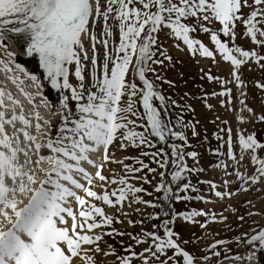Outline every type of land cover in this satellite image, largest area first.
<instances>
[{"label": "snow or ice", "instance_id": "1", "mask_svg": "<svg viewBox=\"0 0 264 264\" xmlns=\"http://www.w3.org/2000/svg\"><path fill=\"white\" fill-rule=\"evenodd\" d=\"M245 7L250 9L247 15L243 12ZM110 19L118 21L115 25L119 32L118 42L113 40ZM101 20V36L106 37L103 39L95 32ZM216 22L221 26L218 30L208 26ZM237 22L244 26V36L258 47H264V0H103V3L102 0H0V50L9 58L8 62L0 60V71L12 73L7 78L19 86L24 81L10 66L16 56L11 49L19 48L21 54L38 59L42 78L59 93V107L52 116L60 117L55 134H52L45 130V126L53 127L51 120L44 119L38 110L25 115L20 101L0 88V264H105L101 257L108 256L114 257L112 264H136L137 260L140 264H199L197 256L178 242L177 233L170 225L179 218L195 222L196 217L208 216L199 210L190 213L175 210V203L202 199L187 193L197 192L189 176L203 169L186 163V157L197 158L196 152L184 151L188 136L177 129V125L180 129L186 128L187 122L182 117L177 125L171 122L168 99L148 74L162 79L153 65L164 63L160 56L171 60L160 43L163 33L181 41L193 55L198 53L218 63V53L223 61L233 66L232 76L238 82L237 87H242L243 81L237 74L241 66L250 60L259 64L264 61V55L235 44ZM198 32L209 34L214 50L195 38L193 34ZM221 35L228 39L222 40ZM86 39L92 45L91 57L85 46ZM97 43L105 49L102 61L98 59ZM14 67L36 85L42 105L51 109L53 105L43 96L41 76L26 72L19 63ZM70 78L77 83L73 84ZM208 79L219 80L211 75ZM257 87L264 89V84L258 83ZM20 90L23 93V89ZM23 94L37 109L35 97ZM218 95L227 96V102L231 103L230 89ZM6 101L13 105L10 117L6 115ZM171 103L176 104L175 101ZM240 104L244 106L242 110L264 122V115L256 117L244 100ZM238 119L245 122L243 116ZM16 123L21 127L17 129ZM9 125L13 129L11 134L6 127ZM33 127L37 135L30 131ZM227 131L228 139L224 142L227 152L222 155L240 164L244 155L250 154L258 173L245 176L236 171L234 175L245 183H260L264 178V157L257 153L264 149V143L254 134L245 136L238 132V158L234 153L231 129ZM196 134L193 129L192 135ZM157 145L161 147L151 155L153 162L164 170L158 173L160 181L154 189L162 196L158 202L144 200L138 194L147 190L129 183V176L150 182L134 176L148 168L143 161L137 160L140 168L124 165L129 176L114 173L110 179L102 174L105 163L123 164L115 159L113 146L124 149L128 146L157 148ZM44 149L47 155L43 154ZM170 167L174 170L169 179ZM217 167L226 170L227 164L221 162ZM149 171L155 173L157 169L149 168ZM96 180L104 182L99 185L102 193L93 190ZM107 184L118 187L109 192ZM211 188L215 190L216 185L211 184ZM231 195L229 191H215V196L221 200ZM126 202L129 207L136 203L160 209L162 215L149 214V218L162 221L154 228H162L163 234L142 230L133 235L116 229L96 233V229L123 222L109 215L103 206L126 216L123 212ZM128 223L134 226L137 222L129 220ZM138 223L142 225L144 221ZM114 234L128 235L135 245H128L123 252L117 251L104 241V235ZM245 235L241 234L237 240L245 249L244 253L229 255L231 250L226 249L224 258L236 264H264V229L246 239ZM226 243L221 240L211 248L215 250ZM144 244L148 246L142 251L135 250ZM213 255L221 257L222 252L215 250Z\"/></svg>", "mask_w": 264, "mask_h": 264}, {"label": "rangeland", "instance_id": "2", "mask_svg": "<svg viewBox=\"0 0 264 264\" xmlns=\"http://www.w3.org/2000/svg\"><path fill=\"white\" fill-rule=\"evenodd\" d=\"M247 9L245 7L243 10L246 11ZM108 23L113 26V40L118 42L119 32L118 27L115 26L118 21L110 19ZM216 23H214L213 29L217 28L215 30H218L221 26ZM237 24L235 44L241 46L244 50H256L260 55H264V47H258L252 43L250 38L244 36V26L239 24V22ZM95 32L98 38H106L101 36L103 32L102 20L98 22ZM196 34H203L202 32L194 33L193 35L197 39H203V37H197ZM221 39L227 40L228 38L225 39L221 35ZM111 43L112 41H110V45ZM160 43L163 45V51L171 57V60L169 61L164 59V56H160L159 58L164 60V63L162 65H153L156 73L162 79H155L153 73H149L148 76L154 79L157 89L167 97L171 122L177 125V121L181 117L187 122L186 128L180 129L179 125H177V129L183 130L188 136V146L184 148V151L196 152L197 158L193 160L191 157H186V163L190 167L203 169V171H197L189 176L191 183L196 186L197 192L187 193L189 196L202 197V199H191L175 203V210L179 213H190L193 210L208 213L207 217L194 218L195 222H186L179 218L170 227L177 233L176 239L181 243V246L197 256L199 264H220L227 260L224 258L226 249L231 250L229 255L244 253L245 249L237 243V240L241 238V234H246L244 237L246 239L256 234L260 229H264V178H261L260 183L252 184L251 182L245 183L234 175L236 171L245 176L258 175L255 171L256 166L251 162L250 154L246 153L244 160L240 164H237L226 155H222V153L227 152V145L224 142L228 139V129H231L232 140L235 145L234 153L238 158L240 156L237 140L238 132L244 131L245 136L254 134L259 142L264 143V122L259 121L246 110H242L244 106L240 104V101L244 100L247 107L253 109L256 117L264 115V89L257 87L258 83L264 84V67H262L264 61L258 64L255 60H250L242 65L237 74L240 75L241 81L244 82L242 87H237V82H232L235 79L232 76L233 66L230 62L223 61L218 53L216 54L218 63L211 58L202 57L198 53L193 55L181 41H175L163 33L160 34ZM177 44H179V47H176ZM85 46L88 49V55L91 57L92 45L87 39L85 40ZM206 46L210 50H214V45H209L208 41H206ZM96 48L98 49V59L102 61L105 49L99 43L96 44ZM109 51H111V47ZM23 56L27 57L26 55ZM16 58L20 64L41 76L45 84V93L50 95L51 104L56 109L59 93L51 89L48 81L42 78V70L38 68V59H22L18 55L15 56ZM0 60L6 62L9 60L3 50H0ZM90 68L91 65L89 63L88 69ZM209 75L218 77L219 80L209 81ZM70 79L73 84L77 83L74 78ZM167 81H170L171 84L167 83ZM224 81H228V83H223ZM254 81L255 84L253 83ZM228 89L231 90L230 104L227 102L229 99L227 96L218 95V93ZM171 101H175L176 104L173 105ZM240 116L245 117L244 123L239 121L238 117ZM58 124L53 126L52 134H55ZM193 129L197 133L196 135H192ZM137 130L141 131L142 129ZM218 136L221 139H217ZM159 147L161 145H157V148L128 146L124 149L113 146L115 159L123 161V164L105 163L102 174L110 179L114 173L118 174V176H129L124 169V165L140 168L137 163L139 159L147 164L148 168L136 172L134 176L146 178L150 182L145 183L144 179H136L129 176V183L147 190L146 193L138 194L144 200L158 202V198L162 199V196L160 193H156L154 189L160 181L158 173L164 170L153 162L151 154L157 151ZM165 150L170 152L167 148ZM144 153H148V155H144ZM44 154H48L47 149H44ZM257 154L264 157V149L258 150ZM221 162L227 164L226 170L224 167H217ZM149 168H155L157 172H150ZM172 170L174 169L171 167L168 170L169 179ZM225 182H229L227 186H225ZM94 183L97 186L93 190L102 193L103 189L99 185L104 182L96 180ZM211 184L216 185L215 190L211 188ZM106 187L111 192L118 185L107 184ZM245 188L248 190L245 191ZM215 191H229L233 195L221 200L215 196ZM147 193H151V195ZM181 195H184V193H181ZM88 199L91 200V198ZM93 202L100 204L98 201ZM103 207L109 215L123 222H114L111 227L96 229V233L102 234L116 229L118 232L131 233L133 235L140 234L142 230L148 232L158 231L163 234L162 228H154V225L159 226L162 221L149 218V214L159 213L162 215L160 209L136 203L129 207L126 202L123 212L126 210L125 213H127L128 210L129 214L125 216L117 212L116 209L109 208L106 205ZM136 209H139V211H136ZM213 216L215 219H213ZM241 216L244 217L243 220L239 219ZM224 217H227V220H224ZM129 220L137 223L134 226L130 225L128 223ZM141 220L144 221L142 225L138 223ZM202 224L205 226L201 227ZM221 240L228 243L218 245L215 250L221 251L222 256L215 257L213 255L215 250L211 246ZM104 241L113 245L119 252H123L128 245H135V241L131 240L128 235L120 236L114 234L111 237L104 235ZM121 241H123V244ZM147 246V244L139 245L135 250L140 252ZM169 255H171V252H169ZM204 257H208V259L205 260ZM101 259L105 261V264H112L114 257H101ZM136 264H140V261L137 260Z\"/></svg>", "mask_w": 264, "mask_h": 264}, {"label": "bare ground", "instance_id": "3", "mask_svg": "<svg viewBox=\"0 0 264 264\" xmlns=\"http://www.w3.org/2000/svg\"><path fill=\"white\" fill-rule=\"evenodd\" d=\"M15 49H17V48H15ZM15 63H19L17 58L16 59L14 58V61H12L10 63V66H12V68H13V73L16 76H18L20 79H22L24 81V83L19 85V86L17 84H13L11 82V80H9L7 78V76L12 75V73L5 74L3 71H0V88H3L6 92H10L16 100L20 101V104L23 106L25 115H28V114L33 113L34 111L38 110L44 119L51 120L52 125L53 126L56 125V123L58 122L59 116H56V117L52 116V112L55 111L54 106L51 109H49V108H46L42 105L41 97L39 95H37L38 90L36 88V85L33 84L31 82V80H29L27 77L23 76L22 73H19L18 71H16V69L14 67ZM20 65H21V67H23L25 69L26 72H28L30 74H35L29 68L25 67L22 64H20ZM35 75H37V74H35ZM41 84H42V82H41ZM42 87H43V96L48 100V97H46V95H45L46 93H45L43 84H42ZM21 88L23 89V93H27V94H30L32 97H35L34 103H35V105L38 106L37 109H34L33 106L31 104H29L28 99H26L25 95L21 92V90H20ZM49 103L51 104L50 101H49ZM6 106L8 108V112L6 113V115L10 117L12 115L11 110H12L13 105L10 102L6 101ZM58 107H59V104H57L56 108H58ZM16 112L17 113L20 112L19 107L16 108ZM41 123L43 124V121H41ZM6 127H7V131L9 132V134H11L13 131L12 126L9 125ZM20 127H21V125L19 123H16V128L18 129ZM45 130L50 131L52 133L53 127L51 129H48L47 126H45ZM30 131L32 132L33 135H37L34 127L32 129H30ZM21 139H22V137H21ZM43 154H44V150H43ZM21 158H22V156H21ZM89 170L94 171L91 168ZM125 212H126V210H125ZM127 214H129L128 210H127ZM222 264H236V262H231L227 259V260L223 261Z\"/></svg>", "mask_w": 264, "mask_h": 264}, {"label": "crops", "instance_id": "4", "mask_svg": "<svg viewBox=\"0 0 264 264\" xmlns=\"http://www.w3.org/2000/svg\"><path fill=\"white\" fill-rule=\"evenodd\" d=\"M249 11H250V9H247L246 11L245 10H243V12L247 15L248 13H249ZM216 24H218V22L216 23ZM213 26H214V24H210L209 25V27L210 28H213ZM215 29H217V28H214L213 30H215ZM198 35H200V36H198ZM196 36L197 37H203V41H208V43H209V45H212L211 44V42H210V38H209V34H206V33H203V34H196ZM223 38H225V37H223ZM225 39H227V38H225ZM212 47V46H211ZM233 78V77H232ZM232 82H237L235 79H233L232 80ZM244 82V81H243ZM238 83V82H237ZM254 84H255V81L253 82Z\"/></svg>", "mask_w": 264, "mask_h": 264}, {"label": "water", "instance_id": "5", "mask_svg": "<svg viewBox=\"0 0 264 264\" xmlns=\"http://www.w3.org/2000/svg\"><path fill=\"white\" fill-rule=\"evenodd\" d=\"M11 50L15 51L16 53L21 54V52H20V50L18 48L17 49H11ZM21 160H23V157L21 158Z\"/></svg>", "mask_w": 264, "mask_h": 264}, {"label": "trees", "instance_id": "6", "mask_svg": "<svg viewBox=\"0 0 264 264\" xmlns=\"http://www.w3.org/2000/svg\"><path fill=\"white\" fill-rule=\"evenodd\" d=\"M45 95H46V94H45ZM46 97H47V95H46ZM48 97L51 99L50 95H48Z\"/></svg>", "mask_w": 264, "mask_h": 264}]
</instances>
